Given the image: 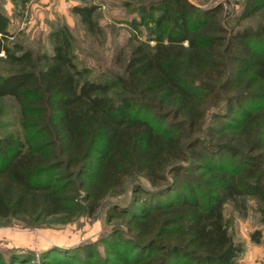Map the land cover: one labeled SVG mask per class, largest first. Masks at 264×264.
I'll list each match as a JSON object with an SVG mask.
<instances>
[{
	"label": "trees",
	"instance_id": "16d2710c",
	"mask_svg": "<svg viewBox=\"0 0 264 264\" xmlns=\"http://www.w3.org/2000/svg\"><path fill=\"white\" fill-rule=\"evenodd\" d=\"M240 5L238 20L264 0ZM95 10L71 8L91 34L100 31ZM152 10L159 13L147 16L150 36L133 38L122 72L103 81L77 64L67 25L48 33L50 51L33 53L9 44V19L0 10V59L8 65L0 97L17 102L22 130L0 137V220L94 213L129 187L135 195L112 208L124 232L111 243L119 264H242L223 206L244 212L253 198L264 224V26L229 31L215 8L189 0H160ZM243 81L251 92L227 93ZM221 102L226 109L211 112L214 121L244 117L229 126L232 134L214 124L207 134L206 115ZM223 153L234 161L212 163Z\"/></svg>",
	"mask_w": 264,
	"mask_h": 264
},
{
	"label": "rangeland",
	"instance_id": "374dc122",
	"mask_svg": "<svg viewBox=\"0 0 264 264\" xmlns=\"http://www.w3.org/2000/svg\"><path fill=\"white\" fill-rule=\"evenodd\" d=\"M189 1L201 9L215 8L217 22L229 31L258 30L264 26V7L252 16L238 20L243 0ZM159 2L160 0H0V10L9 19V44L13 47L14 43H20L33 53L50 51L48 33L61 25H67L73 35L71 52L77 64L87 69V77L103 81L110 78L112 72H122L123 60L133 38L146 39L150 36L153 24L147 16L152 13L155 17L159 13L158 10H152ZM82 4L96 6L94 19L100 31L91 34L85 30L78 16L71 11L74 5ZM142 22L147 25L141 24ZM149 43L153 44V40ZM120 52H124L121 57ZM7 68V63L0 59V73ZM251 90L243 81L241 87L231 88L227 93L240 95ZM108 95L114 97L116 93ZM219 95L223 97L225 93L219 92ZM259 103L260 101L254 102L252 108ZM225 109L226 105L221 102L218 108L207 113L204 123L207 134L208 126L213 124L223 127L224 132L229 131L230 134L233 130L229 126L236 127L240 124L244 116L239 113L233 114V118L222 117L218 122L212 119L211 112L223 113ZM9 134L22 136L20 112L13 97L3 96L0 97V137ZM233 159L235 157L229 153H223L211 161L229 165ZM200 173L194 172L195 177L200 178ZM143 184L147 185L145 182ZM127 189L122 195L103 200L94 213L84 208L73 217L59 216L38 221L16 217L0 220V264H18L12 260L22 255L23 258L30 259L23 264H119L112 254L111 243L123 237L124 232L120 220L114 218L112 208L125 206L132 195H135L129 187ZM245 204L246 210L239 212L231 203H225L224 221L233 240L242 244L240 262L264 264V224L260 222V206L253 198H246ZM255 231L261 232L259 242L251 239ZM128 251L131 252L132 248Z\"/></svg>",
	"mask_w": 264,
	"mask_h": 264
}]
</instances>
